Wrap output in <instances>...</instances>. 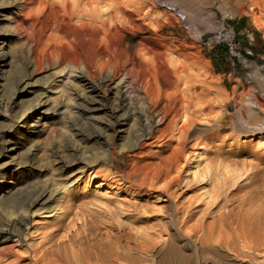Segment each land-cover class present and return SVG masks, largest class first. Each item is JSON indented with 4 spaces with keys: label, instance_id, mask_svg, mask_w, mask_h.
<instances>
[{
    "label": "rangeland",
    "instance_id": "1",
    "mask_svg": "<svg viewBox=\"0 0 264 264\" xmlns=\"http://www.w3.org/2000/svg\"><path fill=\"white\" fill-rule=\"evenodd\" d=\"M17 1L0 0V221L28 216L22 235L5 229L12 235L6 244H13L7 261L146 264L168 235L160 191L174 190L187 228L195 219L243 214L264 202V15L256 8L244 12L233 0H122L146 28L128 42L136 45L151 31L171 53L181 50L170 68L185 69L183 89L197 103L207 101L198 104L204 111L211 107L191 133L200 136L201 148L152 190L140 178L152 173V161L129 155L139 137V102L108 89L100 70L81 85L66 78L65 65L43 60L32 41L50 15L22 17L9 9ZM128 169L140 176L127 181ZM175 175L178 183L166 189Z\"/></svg>",
    "mask_w": 264,
    "mask_h": 264
},
{
    "label": "bare ground",
    "instance_id": "2",
    "mask_svg": "<svg viewBox=\"0 0 264 264\" xmlns=\"http://www.w3.org/2000/svg\"><path fill=\"white\" fill-rule=\"evenodd\" d=\"M233 1V3L240 1L244 12L256 8L264 15V0ZM123 4L122 0H19L9 6V9L22 17L29 13L48 11L50 19L42 27L40 26L36 39L32 38L33 49L49 64L65 65L68 68L65 74L68 80L84 85L85 82H89L88 76L100 70L109 79V82L105 83L108 89L117 87L119 92L128 94L139 102L137 110L142 119L139 137L133 148L129 149V155L138 156L143 161L149 158L153 163L152 173L146 172L140 176L128 169L126 179L130 181L140 176L141 186L147 181L149 186L146 189L153 190L155 183L168 179L167 176L179 163L183 160L188 161L196 153V148H201L203 144H200L202 141L200 136L196 134L198 138L196 135L192 137L191 133L195 124L199 122L197 120L211 107L208 104L207 107L210 109L206 107L208 110L204 111L198 105L201 101L199 94L196 96L200 97L197 103L198 99L195 100L193 93L186 91L190 90L187 85L186 90L183 89L184 84L181 83L186 80L183 74L185 69H178L177 66L173 67L174 70L170 68L172 67L170 63L176 58L175 51L180 55L183 53L181 50V53L178 52L179 49L175 50L174 54L171 53L164 40L158 39L151 31L148 35L138 37L136 45L128 42L129 39L132 41L131 38H134L135 33L146 28L139 20V13H126ZM112 11L114 13H111ZM26 40L31 41L28 36ZM176 46L178 48V44ZM182 56L186 59V55L182 54ZM183 66L181 68H184ZM122 98L124 102L125 97ZM203 101L205 100L202 99L201 102ZM259 103L264 105V102ZM130 106L132 103L128 102L127 107ZM210 113L211 110L207 112ZM197 127L199 128V124ZM174 181L178 183L177 175L166 181L165 188L167 189V186ZM70 185H63L64 189ZM86 186L84 190L87 191ZM3 193L4 189H1L0 197L2 195L4 197ZM160 193H164L167 201L165 212L168 217V235L164 246L155 248L152 261L146 264H264V202L255 204L250 208L251 210L247 209L243 214H239L236 209L225 214L219 213L220 215H216L217 217H213L210 221L202 218L192 219L193 223L187 228V219L179 217L183 209L175 202L174 190L160 191ZM257 195L259 197V194ZM27 216V212L15 214L8 216L5 221H0V264L17 263L15 259L7 261L12 255L13 244H6V241L11 240L12 235L5 234V229L10 226L16 236L22 235L27 224ZM144 240L143 245L150 246L146 239ZM233 244L234 246L238 244L250 254H242L235 250ZM253 252L259 253L260 259L251 255ZM41 255L39 256L41 262L46 263L47 257Z\"/></svg>",
    "mask_w": 264,
    "mask_h": 264
}]
</instances>
